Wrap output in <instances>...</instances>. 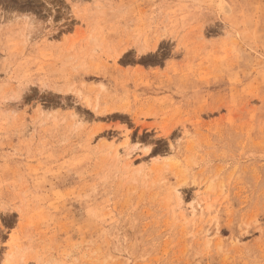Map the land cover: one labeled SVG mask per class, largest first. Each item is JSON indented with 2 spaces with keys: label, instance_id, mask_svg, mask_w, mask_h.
<instances>
[{
  "label": "rangeland",
  "instance_id": "rangeland-1",
  "mask_svg": "<svg viewBox=\"0 0 264 264\" xmlns=\"http://www.w3.org/2000/svg\"><path fill=\"white\" fill-rule=\"evenodd\" d=\"M0 264H264V0H0Z\"/></svg>",
  "mask_w": 264,
  "mask_h": 264
}]
</instances>
